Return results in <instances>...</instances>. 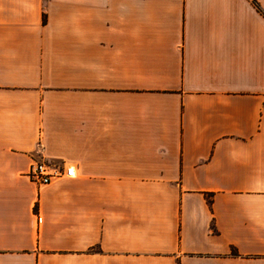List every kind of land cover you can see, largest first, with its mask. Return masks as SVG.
Returning <instances> with one entry per match:
<instances>
[{"label":"crops","instance_id":"crops-1","mask_svg":"<svg viewBox=\"0 0 264 264\" xmlns=\"http://www.w3.org/2000/svg\"><path fill=\"white\" fill-rule=\"evenodd\" d=\"M0 264H264V0H0Z\"/></svg>","mask_w":264,"mask_h":264},{"label":"built area","instance_id":"built-area-1","mask_svg":"<svg viewBox=\"0 0 264 264\" xmlns=\"http://www.w3.org/2000/svg\"><path fill=\"white\" fill-rule=\"evenodd\" d=\"M28 176L39 185H47L65 176L72 177L76 174L73 166H58L44 160H35L31 164Z\"/></svg>","mask_w":264,"mask_h":264}]
</instances>
